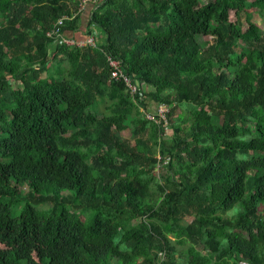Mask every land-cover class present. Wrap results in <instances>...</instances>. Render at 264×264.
I'll return each instance as SVG.
<instances>
[{
	"label": "trees",
	"instance_id": "obj_1",
	"mask_svg": "<svg viewBox=\"0 0 264 264\" xmlns=\"http://www.w3.org/2000/svg\"><path fill=\"white\" fill-rule=\"evenodd\" d=\"M82 1L0 0V264H264V0Z\"/></svg>",
	"mask_w": 264,
	"mask_h": 264
},
{
	"label": "rangeland",
	"instance_id": "obj_2",
	"mask_svg": "<svg viewBox=\"0 0 264 264\" xmlns=\"http://www.w3.org/2000/svg\"><path fill=\"white\" fill-rule=\"evenodd\" d=\"M252 20L255 21V22H257V24H260V25H263L264 26V13H262V14H254ZM245 23H246L245 17L242 16L241 17V20H240V25H244ZM206 39H209V38H204V40H206ZM150 111H151V113H155L154 112V106L153 105L150 107ZM177 111H180V110H177ZM158 174H161V171L160 170H159ZM249 187H250V185H249V183H247V185H246V194L250 191V188ZM26 193H27V189L24 190V195H26ZM240 211H241V205L239 203H236L233 206L232 209H230V210H228L226 212H222L221 215L223 217H228V218H233L234 219L236 217L235 215L238 212H240ZM91 214H93V213H90V215ZM256 216L261 217V219L264 221V202L260 204L259 209H258V211L256 213ZM168 237L170 239H172V236L170 234L168 235ZM188 243L189 242L187 241V242H185L183 244H174V246H175V248L177 250V254H175V257H176V259L179 262H182L183 260H185V256L186 255L184 253V250L186 249ZM196 248L198 250L202 251V253L207 254V251L203 247V245L201 246V244H197L196 245ZM205 251H206V253H205ZM226 261H228V260L227 259L226 260H223V261L219 262L218 264H234L235 263V260L234 259H231L230 262H226ZM239 264H247V263L246 262H239Z\"/></svg>",
	"mask_w": 264,
	"mask_h": 264
},
{
	"label": "built area",
	"instance_id": "obj_3",
	"mask_svg": "<svg viewBox=\"0 0 264 264\" xmlns=\"http://www.w3.org/2000/svg\"><path fill=\"white\" fill-rule=\"evenodd\" d=\"M86 0H83L81 2V4L79 5V11H81L85 5ZM63 25V18H60L57 20V22L54 25V28L51 32H48L47 34H56L57 36H59V44L63 43V44H67V45H77L79 47L85 46V45H89V46H97V37L95 35H90L85 37L84 39H74V38H68L63 36L62 34V27ZM110 60V64L113 67V73H112V77L114 79H124L128 84H129V80L128 78L122 73V71L120 70V65L118 62L113 61L111 59ZM131 91H133V87L130 86ZM167 110V108L164 105H160L158 107V113L160 114L161 117H164V113ZM147 117L152 118V115L148 114Z\"/></svg>",
	"mask_w": 264,
	"mask_h": 264
},
{
	"label": "crops",
	"instance_id": "obj_4",
	"mask_svg": "<svg viewBox=\"0 0 264 264\" xmlns=\"http://www.w3.org/2000/svg\"><path fill=\"white\" fill-rule=\"evenodd\" d=\"M95 2L96 0H88L87 3L85 2L84 8L81 11L79 28H78V31L75 32L76 38L84 39L85 37L90 36V35H95L97 38L103 37L102 31L100 29H98L95 26L89 25V16L91 14V11H93V8L95 7ZM89 28H90L91 34H89L88 32Z\"/></svg>",
	"mask_w": 264,
	"mask_h": 264
}]
</instances>
